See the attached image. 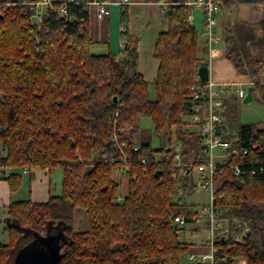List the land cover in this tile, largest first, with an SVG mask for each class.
<instances>
[{"label": "trees", "instance_id": "1", "mask_svg": "<svg viewBox=\"0 0 264 264\" xmlns=\"http://www.w3.org/2000/svg\"><path fill=\"white\" fill-rule=\"evenodd\" d=\"M23 1L0 0V178L15 192L25 167H60L62 191L46 202L23 199L7 206L9 240L0 242V264H15L25 246L58 234V264H179L192 243L179 237L173 217L187 207L175 197L197 185L186 176L174 178L172 154L159 157L164 148L136 143L135 135L139 118L148 117L155 135H174L182 144L184 161L206 159L201 132L186 119L191 98L206 91L210 68L207 47L201 52L199 32L187 20L192 8L184 0L167 1L168 29L155 44L159 66L150 83L138 70L139 36L130 31L127 5L120 11L123 47L117 56L91 52L90 14L83 5H69L62 13L56 3L35 24L33 7ZM218 1L223 7L243 1L264 6V0ZM223 35L226 58L239 76L251 79L253 98L264 103V57L241 45L230 23ZM225 110L226 101L227 116ZM113 131L129 165L122 201L115 199L120 183L112 170L121 153L111 140ZM233 137L254 158L246 167L258 172L235 176L226 169L216 177V210L247 228L241 240L215 241L217 264H264V171L259 172L264 170V123L241 124L234 135H224ZM77 207L86 211V230L73 228Z\"/></svg>", "mask_w": 264, "mask_h": 264}, {"label": "built area", "instance_id": "2", "mask_svg": "<svg viewBox=\"0 0 264 264\" xmlns=\"http://www.w3.org/2000/svg\"><path fill=\"white\" fill-rule=\"evenodd\" d=\"M129 2L130 0H41L38 2L24 0L23 4L33 7L34 13L31 16V22L40 24L45 9L47 7L53 8L56 3L61 5L60 12L62 13L68 12L69 5H83L85 9L94 6L101 17L108 12L111 4L122 5ZM183 3L192 9L198 8L203 11L204 28L200 35L205 40L209 58L212 47L221 39L217 31V15L223 11L224 7L218 0H184ZM187 20L189 24H193L194 15L190 13ZM252 84L251 79L244 83L245 87H241L243 83H217L209 77L206 91H197L194 97L191 98L192 112L186 119L201 132L203 151L206 156L204 162L184 161L182 158V144L179 141L170 142L159 154V157L172 154L171 157H168L172 166L176 168L174 178L182 176L191 178L197 188L201 187L209 195L206 203L195 207L185 204L182 199L175 197L177 204L187 207V211L178 213L173 217L174 222L180 227L179 237L182 238L181 231L187 225L204 226L209 235L208 240L204 244L207 248L206 252H192L189 254L188 258L192 263L217 264L218 247L215 241L225 237L241 240L246 235L247 228L243 229L238 219L222 216L216 210L218 198L216 177L224 173L226 169L232 171L235 176L244 175L249 171L252 174H257L258 172L256 169H248L246 167V164L252 165L254 158L248 154L249 150L244 144H238V137L224 138V135L229 133L225 127V99L232 92H236L243 99L246 95L247 87ZM116 115L118 114L116 113ZM111 140L121 153L119 162L113 166V169H116L118 173L124 174L129 168L128 159L123 145L120 143L119 134L116 131H113ZM252 147L254 148L255 146L252 145ZM138 148V145L134 147L135 150ZM168 148L172 150L168 151ZM260 149L258 148V150ZM235 157L240 158L233 161L232 158ZM29 170V168L25 167L23 172L28 173ZM263 171V168L259 169V172ZM124 197L118 192L115 199L122 201ZM240 264L247 263L242 261Z\"/></svg>", "mask_w": 264, "mask_h": 264}, {"label": "crops", "instance_id": "3", "mask_svg": "<svg viewBox=\"0 0 264 264\" xmlns=\"http://www.w3.org/2000/svg\"><path fill=\"white\" fill-rule=\"evenodd\" d=\"M167 1L130 0L129 3L122 4L127 5L129 8L131 33L139 36L138 70L144 79L150 83L155 81L159 66V61L153 56L156 41L159 34L168 29V19L164 15ZM122 5L111 4L108 12L101 17L96 7L89 8L90 34L94 39V43L90 48L91 52L92 48L98 46L99 48H106L108 53L120 55L123 47L120 39L121 26L119 22ZM194 20V22L196 20L200 22L198 17H195ZM201 21L203 29V11ZM228 23L232 25L235 36L241 45L247 46L253 56L257 58L264 57V6L261 2L243 1L231 3L229 6L224 7L223 11L217 15V31L220 35L224 26ZM221 42L222 39L212 47L211 56L209 57V77L217 83L230 82L243 83L244 85L250 78L237 74L235 67L225 56L224 41ZM199 46L201 52L206 47L205 40L201 35ZM113 50L116 52H113ZM112 174L121 186V175L123 174L118 173L116 169L112 170ZM62 176V170L59 171L56 168L33 167L28 173L24 174L21 186L15 192L10 190L5 179L0 178V213L7 216V206L14 200L29 199L33 202H46L52 195H59L62 191ZM58 183L60 187H58ZM127 192L128 185L120 193L125 196ZM73 228L75 230H86L88 228V218L84 208H75ZM192 231L198 232L199 230L192 229ZM206 251L207 248L197 242H192L189 247V254ZM15 256L14 263L18 264L17 254ZM187 260L190 262L189 258ZM183 261L184 259L181 258L179 264H185ZM190 264L208 263L190 262Z\"/></svg>", "mask_w": 264, "mask_h": 264}, {"label": "rangeland", "instance_id": "4", "mask_svg": "<svg viewBox=\"0 0 264 264\" xmlns=\"http://www.w3.org/2000/svg\"><path fill=\"white\" fill-rule=\"evenodd\" d=\"M192 14L195 15V17H198L200 20L194 22L193 24L197 28L199 32V38H200V30L202 29V10L198 8L192 9ZM195 21V20H194ZM219 29H221L219 27ZM221 39L222 42L224 41V35L223 32ZM96 48H92V52H98L95 54H106L108 53L106 48H99L98 46H95ZM98 47V48H97ZM200 48V47H199ZM113 52H116L113 50ZM117 54V53H116ZM199 54L201 55V52L199 50ZM117 56H119L117 54ZM260 74L262 75V78H264V71H261ZM246 85H241V87H245ZM150 98L155 99L156 98V92L154 86H150ZM226 119H225V125L227 127L228 125V131L229 133H232L233 135L237 132L239 126L241 124H247V123H264V103L260 102L257 99H253L249 103H244L243 99L240 98L236 92H232L227 98H226ZM228 118V119H227ZM139 132L135 135V141L136 143L140 142H151V145L153 148H166L170 142L174 143L176 142L175 136H168V135H155L154 134V124L152 120L148 117H141L139 118ZM57 170L61 171L62 169L60 167L56 168ZM121 186L119 189V193L123 192L128 185V175L124 173L121 175ZM58 187H60L58 183ZM176 198L182 199V201L185 204H188L192 207L202 205L206 203L209 199L208 192L204 191L201 187L196 188L195 190H192L191 187H184L182 188L178 194L176 195ZM0 242L6 243L9 240V234L7 230V223H6V217L5 215H2L0 213ZM193 230H199L198 232L192 231ZM181 235L183 238H185L189 242H197L200 245H203L208 240V232L205 230L204 226H193V225H187L184 227V230L181 231ZM188 256H189V250L184 252L181 255V258L184 259L185 264H190L188 262ZM18 264H29L24 261H20Z\"/></svg>", "mask_w": 264, "mask_h": 264}, {"label": "water", "instance_id": "5", "mask_svg": "<svg viewBox=\"0 0 264 264\" xmlns=\"http://www.w3.org/2000/svg\"><path fill=\"white\" fill-rule=\"evenodd\" d=\"M177 2L178 0H173ZM253 86L247 87L246 95L243 97L244 103H249L253 100ZM161 170L156 171V175L159 176ZM11 218L6 217L7 225H10ZM58 236V237H57ZM61 237L60 234L54 236L40 237L38 240L33 241L31 244L25 246L17 253V261L27 262L29 264H58V258L60 253V247L58 240ZM17 264V263H16Z\"/></svg>", "mask_w": 264, "mask_h": 264}]
</instances>
